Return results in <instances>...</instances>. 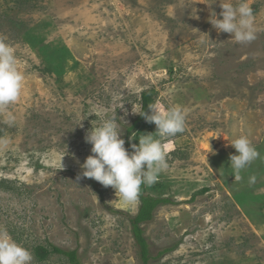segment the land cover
<instances>
[{
    "label": "rangeland",
    "instance_id": "rangeland-1",
    "mask_svg": "<svg viewBox=\"0 0 264 264\" xmlns=\"http://www.w3.org/2000/svg\"><path fill=\"white\" fill-rule=\"evenodd\" d=\"M248 2L257 38L239 44L209 22L220 0H0V40L24 76L0 107V228L32 264H70L38 262V246L77 251L81 264H142L129 220L139 198L123 203L81 165L86 133L105 119L126 148L152 88V105L186 110V130L163 139L169 167L147 186L172 201L143 225L152 256L173 248L149 264H264V0ZM157 131L146 121L130 140ZM239 135L260 158L235 181Z\"/></svg>",
    "mask_w": 264,
    "mask_h": 264
},
{
    "label": "clouds",
    "instance_id": "clouds-1",
    "mask_svg": "<svg viewBox=\"0 0 264 264\" xmlns=\"http://www.w3.org/2000/svg\"><path fill=\"white\" fill-rule=\"evenodd\" d=\"M220 7L222 19L212 12L209 21L218 32L231 34V40L239 44H249L257 38L255 14L248 0H238L235 4L220 0ZM17 64L13 47L0 40V107L15 103L22 93L24 76ZM149 109L150 114L144 112L142 116L148 123H154L158 131L155 135H141L139 145L132 144L131 154L120 138V123L114 118L103 120L85 136L86 143L92 145V155L81 165L82 177L112 187L118 199L129 205L137 202L142 185H153L168 169L163 139L186 130V110L176 106L165 110L158 104L149 105ZM231 146L238 154L230 155V168L235 181H240L241 173L260 158V153L247 135L234 138ZM256 180L255 175L249 177V184L254 185ZM33 260L29 249L0 228V264H32Z\"/></svg>",
    "mask_w": 264,
    "mask_h": 264
},
{
    "label": "trees",
    "instance_id": "trees-1",
    "mask_svg": "<svg viewBox=\"0 0 264 264\" xmlns=\"http://www.w3.org/2000/svg\"><path fill=\"white\" fill-rule=\"evenodd\" d=\"M154 88L148 89L141 93V111L139 116L133 121V123L127 127L126 135V149L131 154L134 150L132 144L136 141H131L130 138L134 132H139L145 126L146 120L142 114L150 111L149 105L154 103V97L156 95ZM140 208L136 216L130 217V224L132 227V234L135 240V244L139 250V257L142 264H149L150 261L158 256L161 257L166 253L173 251V248L165 249L161 251L157 257L152 256L151 246L148 239L145 237V231L143 225L150 223L154 220L155 212L157 209L166 204H171L170 199L157 198L147 193V186H141V193L139 195ZM34 254L38 262L43 263L47 261L52 254H59L67 257L70 264H81L77 251H64L58 247L52 246L50 249L44 246H38L34 249Z\"/></svg>",
    "mask_w": 264,
    "mask_h": 264
}]
</instances>
